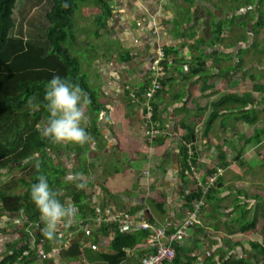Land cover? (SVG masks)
Returning a JSON list of instances; mask_svg holds the SVG:
<instances>
[{"label":"crops","instance_id":"0c3cea01","mask_svg":"<svg viewBox=\"0 0 264 264\" xmlns=\"http://www.w3.org/2000/svg\"><path fill=\"white\" fill-rule=\"evenodd\" d=\"M262 1L111 0L112 15L105 21L106 27L100 29L104 13L97 0L86 10L83 8L74 23V34L90 53L91 62L85 73L90 69L96 80L88 85L91 90L99 88L95 92L102 107L100 114L93 111L90 120V108L87 106L85 110L86 128L97 123L100 131L101 138L92 141L87 152V156H97V161L86 159L87 164L83 155L84 160L75 154L80 151V145H59L58 155L67 157L74 153L72 166L83 164L89 172V177L81 175L90 184L85 210L79 211L66 191L60 192L65 197L64 204L77 209L76 217L71 225L58 228L62 229L60 237L56 235L49 244H40L38 248L35 245L38 259L34 264H141L149 252L147 239L134 248L116 252L112 246L116 232L100 233V227L89 221L86 208L95 209V214L125 212L138 221L175 233L194 210L193 205L186 206L185 197L197 189V176L182 165L181 149L187 134L182 127L184 122L197 135L198 177L206 183L210 176L216 175L218 186L210 201L202 199L200 224L189 231L184 243L173 244L177 262L169 264H236L238 260L264 264V254L251 246L252 243L264 246L262 213L261 218L254 216L255 229L241 231L252 221V213L256 215L264 205V140L260 145L255 141L246 145V140L240 139L251 138L256 129L262 128L264 117ZM159 49L168 51V76L161 93L153 100L159 109L157 122L165 137L163 146L145 142L141 134L146 128L145 103L126 99V92L131 98V94L151 85L150 68ZM126 55L131 61L122 63L121 57ZM240 76L246 80L243 85L239 83ZM227 80L229 85L224 86ZM255 84L262 91H255ZM229 87L242 89L240 97L251 95L253 104L247 109L254 110L259 123L251 126L236 121L239 117L236 112V118L225 114L205 135L214 106L233 91ZM199 115L204 117L198 119ZM43 127L40 124L38 129ZM7 139L9 144L15 140L13 132ZM232 149L236 154L229 157L227 150L232 153ZM216 150H219L218 165ZM222 151L229 165H222ZM244 157H250V165L242 164ZM19 171L13 177L23 175ZM20 224L21 220L2 218L0 226L6 228L0 229L4 230L0 237L7 245L21 240L16 234L22 228ZM67 228L72 230L65 232ZM121 231L127 234L141 230ZM10 238L13 241L9 242Z\"/></svg>","mask_w":264,"mask_h":264},{"label":"trees","instance_id":"16d2710c","mask_svg":"<svg viewBox=\"0 0 264 264\" xmlns=\"http://www.w3.org/2000/svg\"><path fill=\"white\" fill-rule=\"evenodd\" d=\"M18 1L20 0H0V172H2V176H7L5 175L6 172L10 171V174H12L15 170L12 168H16V170H21L23 175L16 177L12 183L0 185V222L4 217L18 219L21 220L20 225L22 228L17 225L19 229L16 230V234L20 235L21 240L6 246L7 252L0 259V264H34L38 259V255L36 248L34 249L31 245V240H35L37 248L40 244L46 245L52 241L43 236V226H40L39 212L30 198L31 187L33 184L38 183L40 175L47 178L50 188L56 193L57 199L61 203L64 204L65 197L61 196L60 192L66 191V196L73 199V203L79 211L83 212L85 210L84 204L86 190L90 186L89 182H85L81 178L87 187L83 190H77L75 187L77 181L68 180L66 177L74 174L89 177L88 170L82 166L83 164L74 166L72 169L64 166L63 158L66 156L64 154L58 155L59 145L61 144H54L43 138L38 129L40 124L44 123L46 125L50 115L45 107L47 103L44 99L46 83L54 75L66 78L72 84H78L87 94L90 100L88 107H93L95 114H100L102 108L98 104L96 92L90 89L86 78L81 74L82 68H80L79 58L73 54L74 50L80 51V43L74 34L73 17L79 9V1L83 2V0L54 1L53 7L46 16L49 26L46 31L47 43L45 46L31 44L24 39L12 37V33L16 28L14 15ZM110 1L97 0L104 13L99 29L101 26L106 27L105 21L112 15ZM65 3L68 5L67 8L63 7ZM262 3H264V0ZM167 52L165 51L166 61ZM130 61L131 57L129 55L121 57L122 63ZM164 81H162L163 86L165 85ZM225 83L229 85L228 80ZM149 87L150 85L136 92V96L141 99L139 102H145L143 98L146 96ZM254 90L259 92L261 86L255 84ZM126 99L128 102L133 101L129 96V92H126ZM252 104L251 95L240 97L239 95L227 94L214 106L215 111L206 124L205 135L209 134L215 121L217 122L225 114L236 118L235 112L239 115L236 121L251 126L256 125L259 123V117L254 110L249 111L247 109ZM152 106L154 109L152 121L158 124L159 109L154 102H152ZM146 122L147 119H145ZM226 122H224L225 128H227ZM182 127L187 131L181 149L182 165L191 173L190 161L193 162L192 165L195 168L197 167L198 153L197 147H195L197 135L194 129L188 127L186 122ZM12 132L15 140L9 144L7 138ZM86 132L90 140L86 144L80 145V151L75 153L82 160H84L82 155L87 159L86 156L90 150L91 142H98L101 138L97 123H93L91 127L86 128ZM141 134L144 141H148L146 130L142 131ZM240 139L246 140V145L251 144L253 141L259 145L262 144L264 140V117L262 128L256 129L251 138L241 136ZM164 141L165 137L160 136L152 144L163 146ZM159 150L161 151V149ZM72 155L70 154L67 157ZM59 157L62 159V164L57 163L58 161L61 163ZM240 158V155H238L237 160L240 161ZM220 159L222 165H229L227 155L223 151L220 153ZM37 164H39V168L36 167ZM213 173H217V171H213ZM215 188H212L205 197H203L199 188L191 191L185 197L186 206L190 208L193 202L197 200L210 201L212 199L211 194L216 193ZM86 209H88L87 216L91 221L96 215L95 209ZM84 218H86L85 215ZM256 226L257 219H253L246 227L243 226L241 231L253 230ZM71 230L67 228L65 232ZM110 230L116 232L112 244L113 249L121 253L126 248H134L149 236L147 231L126 234L122 233L118 227H100V233L109 232ZM3 231L0 230V234ZM251 246L256 248L260 252L259 254H264V246H258L256 243H252ZM26 251H30L29 256H24ZM174 262H177V256ZM236 264H251V262L238 260Z\"/></svg>","mask_w":264,"mask_h":264},{"label":"clouds","instance_id":"9594fccd","mask_svg":"<svg viewBox=\"0 0 264 264\" xmlns=\"http://www.w3.org/2000/svg\"><path fill=\"white\" fill-rule=\"evenodd\" d=\"M63 7L67 8V3ZM44 99L50 115L46 125L40 130L41 136L54 144H86L90 138L86 132L88 117L85 110L90 100L81 87L54 75L45 85ZM36 167L39 168V164ZM66 179L77 181V190L87 187L81 174H74ZM30 198L44 225L42 234L49 240L55 239L61 225H71L76 217L77 209L71 204L61 203L43 175L38 177V183L32 185Z\"/></svg>","mask_w":264,"mask_h":264},{"label":"built area","instance_id":"2783aa9c","mask_svg":"<svg viewBox=\"0 0 264 264\" xmlns=\"http://www.w3.org/2000/svg\"><path fill=\"white\" fill-rule=\"evenodd\" d=\"M166 55L163 49H159L156 53V58L153 61L150 74H151V85L148 88L145 100V108L147 110V122L145 124L146 136L148 141L152 143L156 138L162 136L160 127L152 121L153 117V106L152 102L157 94L163 89L162 81L167 76V67L165 65ZM131 98L134 102L140 101L135 94H131ZM190 147V146H189ZM191 166V173L197 176V188L202 191L205 196L209 193L212 188L217 185L218 177L216 175L210 177L206 183H202L201 177H198L196 168ZM193 211L189 214V217L183 221L175 233H168L163 227L152 225L146 222L138 221L132 218L125 212H109L106 214L98 213L92 219L93 224L98 227H119L126 232L134 231H147L149 236L147 238L148 254L142 258L141 264H169L174 262L176 259V251L173 248V244H182L189 237V231L196 225L200 224V216L204 207V200H197L193 202ZM62 225L59 227L61 228ZM62 229L57 230V236L60 237ZM31 245L35 247V240H31ZM24 256H29V251L24 253Z\"/></svg>","mask_w":264,"mask_h":264},{"label":"rangeland","instance_id":"374dc122","mask_svg":"<svg viewBox=\"0 0 264 264\" xmlns=\"http://www.w3.org/2000/svg\"><path fill=\"white\" fill-rule=\"evenodd\" d=\"M54 1L55 0H20V1H18L17 8H16L15 15H14L16 28L14 29V31L12 33V37L24 39L26 42L31 43V44L45 46L47 43L46 31H47L48 26H49L47 19H46V16H47L48 12L51 10V8L53 7ZM92 1H96V0H86L85 3H82L81 1H79V9L75 12V15L73 17L74 23H76V19H78L82 15L83 8L86 10L87 7H90ZM92 19L93 18H90V20H92ZM83 47H84V44H81L79 46L80 51L74 50L73 54L75 57L77 56L79 58V61L81 64L80 68H82L81 74L86 78V80H87V82H89V84L90 83L92 84V80H96L94 78V72L90 71V69H89V73H85V68H86L87 64L89 63V65H90L91 57H90V53L87 52L86 47H85V49H83ZM238 79H239V83L241 85H243L244 81H246V80H244L243 76L238 77ZM223 85L225 86L226 83H224ZM229 88L233 89L231 94L236 93L239 96H241L242 91H243L242 89H234L235 87L234 88L229 87ZM96 89L97 90H95V89H93V90L98 92L99 88H96ZM219 93H221V96H222L221 90L219 91ZM218 96L219 95H216V97L218 99H220L221 97L219 98ZM97 101H98V99H97ZM99 102H100V99H99ZM93 109H94L93 107H90V113H89L90 120H91V116L93 113ZM201 117H204V115H199L198 119H200ZM43 124L44 123H42V125ZM249 133H250V131H249ZM234 135L236 136V133L233 134V137H235ZM218 141H220V139H218ZM74 147H75V145H74ZM69 148H72V147L69 146ZM261 150L259 151L260 153H261ZM218 153H219V150H216V165H218L217 164L218 163ZM232 153H233V155H232ZM232 153H230V151L227 150V154L229 155V157H234L236 154V151L234 149H232ZM98 155L100 157H103L104 153H98ZM261 155H263V153H261ZM86 157H87L88 161H93V162L97 161V156L91 157L89 155ZM259 160H260V158H259ZM248 161H250V157L242 158V162H243L242 164L243 165H250V163H248ZM254 161H256V158L254 159ZM233 162L234 161H232L231 163H233ZM57 163L62 164V159H61V163L59 161ZM85 163H87L86 159H85ZM63 164L66 167H73L72 165H74L75 162H74L73 158H71V157H64L63 158ZM209 164H210V162H209ZM237 165H240L239 162L237 163ZM3 173H5V172H3ZM18 173H21V172L19 170H13L12 174H9V175L6 174L7 176H2L1 175L2 172H0V185L2 183L3 184L12 183L16 179V177H13V175L18 174ZM261 213H262V216H264V205L262 206V209L260 212H259V210L257 211L256 215L254 214V212L252 213V215H251L253 217L252 220L255 219L254 216L261 218V215H260ZM239 216L241 217V215H239ZM17 223H19V222H17ZM260 223L263 226L261 228L262 229L261 232L263 233V236H264V218L260 219ZM244 224H246V223H244ZM5 226H9V225L6 224ZM5 226L4 227L0 226V229L6 228ZM254 240H256V239H254ZM10 241H13V239L10 238L9 242ZM259 242H261V238H259ZM6 243H7V241L4 238L0 237V259H2V257L6 254V251H7V248H6L7 244ZM257 252L260 253L259 251H257Z\"/></svg>","mask_w":264,"mask_h":264}]
</instances>
